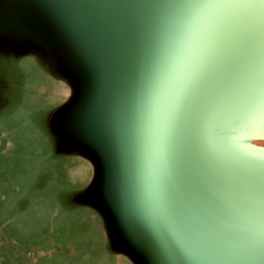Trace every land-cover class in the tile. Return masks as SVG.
Instances as JSON below:
<instances>
[{"label":"water","instance_id":"95a60500","mask_svg":"<svg viewBox=\"0 0 264 264\" xmlns=\"http://www.w3.org/2000/svg\"><path fill=\"white\" fill-rule=\"evenodd\" d=\"M59 1L95 66L74 127L125 239L151 264H264V160L196 124L208 91L255 67L264 0Z\"/></svg>","mask_w":264,"mask_h":264},{"label":"rangeland","instance_id":"374dc122","mask_svg":"<svg viewBox=\"0 0 264 264\" xmlns=\"http://www.w3.org/2000/svg\"><path fill=\"white\" fill-rule=\"evenodd\" d=\"M88 41L59 0H0V264H151L74 127L95 74ZM251 56L252 71L204 95L196 124L209 145L260 161L264 50Z\"/></svg>","mask_w":264,"mask_h":264}]
</instances>
